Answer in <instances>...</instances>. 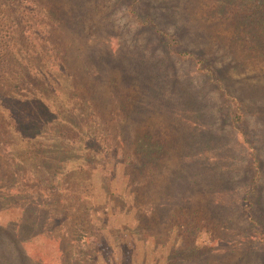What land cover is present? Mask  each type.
Here are the masks:
<instances>
[{
  "label": "rangeland",
  "instance_id": "obj_1",
  "mask_svg": "<svg viewBox=\"0 0 264 264\" xmlns=\"http://www.w3.org/2000/svg\"><path fill=\"white\" fill-rule=\"evenodd\" d=\"M2 27L0 255L264 264V0H0ZM62 91L101 129L64 132Z\"/></svg>",
  "mask_w": 264,
  "mask_h": 264
},
{
  "label": "trees",
  "instance_id": "obj_2",
  "mask_svg": "<svg viewBox=\"0 0 264 264\" xmlns=\"http://www.w3.org/2000/svg\"><path fill=\"white\" fill-rule=\"evenodd\" d=\"M20 5H26V0H19ZM24 2V3H23ZM32 5H35V13L33 16L34 21L31 23V27L34 26L36 29H39L41 31H43L45 29V26L47 24V22H45V17H43V14H46V11H40L39 9L37 10V4L34 3ZM25 7V6H24ZM23 7V8H24ZM43 9V8H42ZM40 22V25H37V23ZM20 33L22 31H19ZM32 38V37H30ZM25 39H29L28 37H26ZM20 36L15 34L11 29H6L5 27L0 28V69L5 70L3 67L7 64V62H9V56L11 57L13 54V47L17 46L18 42H20ZM39 65H37L36 67H34V74L37 72L38 73V67ZM26 82H31L30 79H28ZM64 86V85H62ZM61 94H63V98L65 102H62V100L60 99V105H67L66 107V112L61 113L59 111H55L56 112V120L58 125H60L61 128H63L64 132H67V127H71V125L73 124L72 118L74 120L75 117H79V123L83 125L82 128H86L84 129L86 131V133H88V131L90 129L96 130V129H101V126L97 128V126L99 124H101L100 121L96 120V115L92 112H89V110H91L90 108H83L84 105V101L82 100V97H77L76 95H69L68 92L62 91ZM114 94V92H113ZM72 96H76L78 99L76 102H74ZM74 126V125H73ZM75 127V126H74ZM76 128V127H75ZM81 129H79V132L81 131ZM95 137H98V135L96 133H93ZM89 135L85 134L83 136L80 137H71L70 139H67L68 143L75 145L78 144L80 147H83V145H85V139L88 138ZM64 139V138H63ZM66 140V139H64ZM70 140V141H69ZM79 148V147H78ZM86 148V147H85ZM84 149V148H82ZM91 150V149H90ZM138 150H141L138 147ZM92 151V150H91ZM102 150L100 149H96L92 152H88V154H91L92 156H98L99 153ZM148 152V151H147ZM98 154V155H97ZM181 162V159L179 161V163ZM172 176V174H171ZM170 194H173L172 192H169L168 194H166V198L168 200L165 201V203H162V208L164 209H168L170 207ZM159 204V203H158ZM161 204V203H160ZM167 211V210H166ZM173 224V223H172ZM171 224V226H172ZM8 256V257H7ZM3 254L0 255V257L2 259L5 260L6 264H33V261L30 260L29 257H27V252L24 251L22 248L18 249V257L17 259L15 257H11L9 255Z\"/></svg>",
  "mask_w": 264,
  "mask_h": 264
}]
</instances>
